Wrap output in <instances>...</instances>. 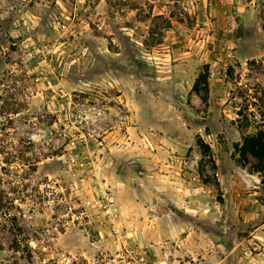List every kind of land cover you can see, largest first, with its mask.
Here are the masks:
<instances>
[{"label": "rangeland", "instance_id": "obj_1", "mask_svg": "<svg viewBox=\"0 0 264 264\" xmlns=\"http://www.w3.org/2000/svg\"><path fill=\"white\" fill-rule=\"evenodd\" d=\"M262 115L264 0H0V264H264Z\"/></svg>", "mask_w": 264, "mask_h": 264}, {"label": "trees", "instance_id": "obj_2", "mask_svg": "<svg viewBox=\"0 0 264 264\" xmlns=\"http://www.w3.org/2000/svg\"><path fill=\"white\" fill-rule=\"evenodd\" d=\"M198 84H201L204 88V95L207 96L208 94V70L205 66L203 68V73H201L197 79L195 80V83L193 85V90L197 92V86ZM202 102L206 104V98H201ZM243 121L247 122V115H241ZM261 118H264V115H262ZM239 130L243 128V126H239ZM204 150L202 151V154H208L209 149L205 145H203ZM235 151L238 154L239 161L243 166L250 165V168L253 172L260 174L264 178V133L261 131H258L255 135H245L242 138L241 144L237 145L235 147ZM251 157L254 159L255 163H250L249 158ZM262 184H264V180H262ZM13 222H15V218L11 219ZM16 225L12 223L13 231H18L15 228Z\"/></svg>", "mask_w": 264, "mask_h": 264}]
</instances>
